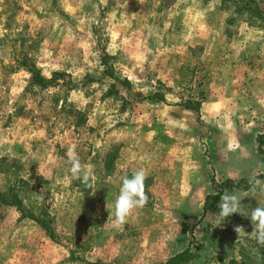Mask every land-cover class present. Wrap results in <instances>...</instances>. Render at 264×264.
<instances>
[{"label": "rangeland", "instance_id": "374dc122", "mask_svg": "<svg viewBox=\"0 0 264 264\" xmlns=\"http://www.w3.org/2000/svg\"><path fill=\"white\" fill-rule=\"evenodd\" d=\"M254 5L0 0V194L54 232L0 197V264H165L188 248L187 264H264V246L233 230L251 233L250 217L217 226L220 199L204 214L216 181L236 184L223 194L246 215L264 205V0ZM31 67L63 75L43 88ZM72 146L91 187L69 172ZM141 168L148 202L117 230L121 178Z\"/></svg>", "mask_w": 264, "mask_h": 264}, {"label": "clouds", "instance_id": "9594fccd", "mask_svg": "<svg viewBox=\"0 0 264 264\" xmlns=\"http://www.w3.org/2000/svg\"><path fill=\"white\" fill-rule=\"evenodd\" d=\"M142 3L143 0H140ZM67 163L70 164L69 172L75 179L87 186H92V168L89 165H82L75 147H69L67 152ZM147 178L146 170L141 168L132 172L131 176L125 175L121 178L119 194L114 201V213L112 225L117 230H122L123 226L128 222L129 217L134 210L142 209L148 202V196L145 191V180ZM259 184V181L256 182ZM255 190L254 188L252 189ZM219 212L217 213V226H220L225 218L233 214H240L250 217L253 225L251 233L245 232L242 225H235L234 231L241 235H247L250 239L256 241L260 246H264V205L253 208L250 215H246L241 209V198L237 194L225 193L220 197L217 205Z\"/></svg>", "mask_w": 264, "mask_h": 264}, {"label": "trees", "instance_id": "16d2710c", "mask_svg": "<svg viewBox=\"0 0 264 264\" xmlns=\"http://www.w3.org/2000/svg\"><path fill=\"white\" fill-rule=\"evenodd\" d=\"M229 1V0H225ZM233 3L242 5L246 7L247 9H250L256 14H259V8L258 6H255V0H232ZM33 78V83L40 85L43 88H46L48 86L57 85L59 79L62 77L63 74L56 73L53 77H46L40 69L31 67L30 68ZM67 83H72V85H76V82H73V80H66ZM76 83V84H75ZM156 98L159 100H164L165 96L162 94L156 95ZM189 107L198 108V104L189 103ZM257 142H258V148L259 150L264 153V133H261L257 136ZM264 177V174L258 175L255 177V180ZM236 184L234 182L225 181V182H215V188L216 193L215 194H209L206 197L205 203H204V214L215 207V204L217 200L220 199V197L223 194V191L225 188H231L234 187ZM247 188V187H246ZM0 197L2 201L5 202V204L14 205L18 208L19 212L23 215L25 218H31L33 220H36L39 222L42 226L46 228L47 231L54 234L53 228L51 227L48 220L43 219L41 216H37L34 212H31L27 210V208L24 206L23 202L21 200H18L17 196L14 195L12 198H8V196L0 194ZM193 258V254L190 250V248L172 256L165 264H187L191 259Z\"/></svg>", "mask_w": 264, "mask_h": 264}]
</instances>
